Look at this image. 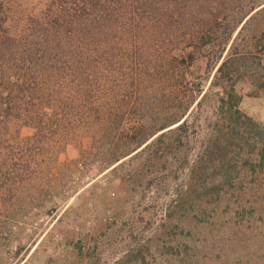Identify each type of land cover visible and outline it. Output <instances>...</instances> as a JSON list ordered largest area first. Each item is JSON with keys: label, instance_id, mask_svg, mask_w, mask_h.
<instances>
[{"label": "rangeland", "instance_id": "374dc122", "mask_svg": "<svg viewBox=\"0 0 264 264\" xmlns=\"http://www.w3.org/2000/svg\"><path fill=\"white\" fill-rule=\"evenodd\" d=\"M0 1L15 18L12 32L19 34L51 0ZM99 1L118 7L117 19L122 8L129 13L149 2ZM219 1L221 28H207L205 40L219 34L224 39L226 29L258 0ZM262 6L238 22L223 52L244 54L223 79L239 95L242 114L233 120L223 109L218 147L207 146L200 161L206 133L218 119L206 103L191 113L185 130L166 134L115 170L109 167L110 147L100 149L86 128H77L66 142H44L32 175L19 180L14 168L0 169V264H264V11L255 16ZM145 36L133 40L151 54ZM199 36L193 45L182 38L168 45L176 81L156 82L144 109L124 115L120 126L126 129H116L111 144L126 140L139 121L148 130L186 103L192 109L194 89L185 99L179 89L205 75V57L182 62L201 48ZM212 74L201 81L204 86ZM168 92L179 93L172 103L162 95ZM22 124L12 120L0 126V160L32 134V127ZM16 156L17 151L10 154L12 160Z\"/></svg>", "mask_w": 264, "mask_h": 264}, {"label": "trees", "instance_id": "16d2710c", "mask_svg": "<svg viewBox=\"0 0 264 264\" xmlns=\"http://www.w3.org/2000/svg\"><path fill=\"white\" fill-rule=\"evenodd\" d=\"M263 3L264 0H258L250 5L227 28L228 33L226 29L224 39L219 34L216 39L205 40L207 28H221V17L216 13V7L221 4L219 0H149L132 6L129 13L122 8L119 19L118 7L103 5L99 0H51L39 17L34 16L19 34L12 32L15 18L0 1V126L16 120L33 129L16 149L10 146L5 152L0 169L3 166L14 168L19 180L25 173L32 175L38 168L44 142H66L82 127L89 130L90 140L100 149L110 147L107 151L109 167L115 170L166 134L185 130L191 113L206 103L205 107L218 119L206 133L209 138L199 158L202 161L207 146L210 148L217 143L218 147L223 109L226 107L228 117L233 120L242 114L239 95L233 87L226 88L223 79L230 74L228 66L241 62L244 54L231 50L223 56V52L238 22L241 23L254 6ZM262 11L264 6L255 11V16ZM248 19L237 34L246 27ZM145 35L151 39V54L134 42ZM198 35L201 48L188 52L182 62H190L193 55L194 58L205 57V75L199 76L196 82L188 81L179 89L183 99L189 95L188 89H194L192 109L189 111L186 103L164 115L163 122L156 128L148 130H143L139 121L126 140L115 138L111 144L113 132L126 129L120 126L124 115L144 109L145 96L148 97L156 82L176 81V59L168 56V45L174 47L179 38L193 45ZM125 38L126 44L121 47ZM215 41H219L218 44ZM211 74L210 83L204 86L201 81ZM166 94L170 103L179 95L172 92L162 95ZM15 151L18 156L14 159L18 162L10 157ZM16 163L21 167L15 166Z\"/></svg>", "mask_w": 264, "mask_h": 264}]
</instances>
